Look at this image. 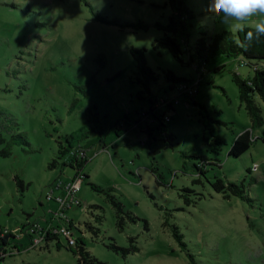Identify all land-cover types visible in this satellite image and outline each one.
I'll list each match as a JSON object with an SVG mask.
<instances>
[{"label": "rangeland", "instance_id": "1", "mask_svg": "<svg viewBox=\"0 0 264 264\" xmlns=\"http://www.w3.org/2000/svg\"><path fill=\"white\" fill-rule=\"evenodd\" d=\"M186 4L193 16L187 40L179 38L181 63L153 47L163 34L157 24L170 14L167 0H0V151L10 143V153L0 155V228L12 236L0 264H79V241L103 264H264V142L227 155L235 136L250 128L232 74L251 77L253 68L240 56L199 62L191 48L200 33L237 28L212 19L207 0ZM131 47L145 49L156 76L148 91L137 80ZM221 62L223 70L214 72ZM168 72L197 83L192 97L178 93ZM163 99L173 106L163 108L172 146L149 111L150 100ZM83 131L89 133L73 146L87 151L88 177L76 192L80 205L60 213L46 196L62 195L56 186L75 176L62 151L65 136ZM200 155L219 165H200V173ZM215 176L242 183L248 198L215 192ZM106 190L133 220L124 216L118 226ZM69 220L72 246L62 234L36 244L39 235H28L33 225L44 231ZM112 244L137 251L122 255Z\"/></svg>", "mask_w": 264, "mask_h": 264}, {"label": "trees", "instance_id": "2", "mask_svg": "<svg viewBox=\"0 0 264 264\" xmlns=\"http://www.w3.org/2000/svg\"><path fill=\"white\" fill-rule=\"evenodd\" d=\"M86 3V0H84ZM166 5V4H165ZM167 5L170 8V14L167 16L166 22L164 24H157V27L163 31L162 36L157 38L153 44V47L158 48H167L172 56L182 63V53L183 51L180 48V39L182 41L187 40V28L186 20L193 16L192 11L188 8L186 0H167ZM95 17L104 21H108L106 18L99 16L97 13H94ZM135 27L146 29L147 25L142 22H138ZM254 27L246 26L245 31L236 30L233 33L230 30H222L212 35H206L200 33V36L196 38L192 45L193 55L199 62L206 63L209 61H214L217 58H230V57H242L240 59L241 63L253 68V75L247 78H241L237 73L232 74V81L237 87L238 97L241 104H243L249 119H250V128L243 130L235 136L231 145L228 149L227 155L232 157H239L245 153L252 142L257 139H260L264 142V36L259 40H253L250 44L246 45L244 43L246 32L252 31ZM180 38V39H179ZM130 53L135 61V67L139 77L137 78L138 82L143 86L144 90L148 91L149 83L156 79L154 72L147 65L145 60V49L131 47ZM190 59H192V54H190ZM198 67V66H197ZM224 68V64L221 62L214 67V72H221ZM167 80H171L174 84V87L179 94L192 97V94L187 92L180 91L178 87L182 84L192 85V81L186 80L184 78H179L172 75L170 72L166 73ZM259 99V101L257 100ZM149 111L153 117L158 121L159 125L164 127V141L167 146H172L175 141V136L173 133L165 128V123L167 122L164 119V107L173 109L172 101L163 99L160 101L150 100ZM194 103V102H193ZM159 108V113L156 109ZM170 118V117H169ZM169 121V120H168ZM260 128L261 135L253 137L252 133L254 129ZM89 131H83L78 136H65V141L67 147L63 148V153L67 152V160L63 162V165H68L75 170V175H81V179H85L88 176L83 174L82 167L87 162V151L82 149L81 146L74 148L73 140H77L80 137H85ZM18 136V135H16ZM20 136V135H19ZM14 137V136H13ZM12 139V138H11ZM13 141V140H12ZM21 141L23 144H28L27 140L21 136ZM10 143H7L5 147L0 151L1 156H7L10 153ZM200 162L196 164V169L200 173H204L200 168V165H205L209 163L217 164L212 158L205 155H200L198 157ZM217 160V159H216ZM57 163L56 159H52L49 163V167H54ZM207 170V169H205ZM249 171V170H248ZM156 182L162 184L160 174L155 173L153 170ZM81 180V181H82ZM18 185L21 186L22 181H17ZM210 185L217 193H222L224 197H229L231 195L239 197L241 199L248 198L245 189L242 183L235 182H225L220 177L215 176L213 181L209 180ZM96 191H102L101 188L91 184ZM109 201L115 209L117 224L119 227H122L124 222V216L129 219H134L128 214L123 208L122 203L110 194L108 190L105 191ZM69 227L72 226L71 221H68ZM43 228H41L42 231ZM3 231L0 228V232ZM37 231V228L34 229V232ZM34 232H28V235L32 238L31 234ZM56 234L47 231L43 240H48L54 238ZM173 235L178 240L180 244H183L182 235L178 229L173 227ZM12 237L7 230L0 235V259L5 254H7L6 246L8 244V238ZM76 244V242H75ZM115 250H120L122 255L129 253L130 251H137V247L132 245L130 248L119 247L115 244L111 245ZM8 252H10L8 250ZM75 255L78 257L79 264H103L96 257H94L90 252L85 248V245L82 241H79L73 250Z\"/></svg>", "mask_w": 264, "mask_h": 264}, {"label": "clouds", "instance_id": "3", "mask_svg": "<svg viewBox=\"0 0 264 264\" xmlns=\"http://www.w3.org/2000/svg\"><path fill=\"white\" fill-rule=\"evenodd\" d=\"M205 11L212 19L240 31L258 17L253 30L246 32V45L264 36V0H207Z\"/></svg>", "mask_w": 264, "mask_h": 264}, {"label": "built area", "instance_id": "4", "mask_svg": "<svg viewBox=\"0 0 264 264\" xmlns=\"http://www.w3.org/2000/svg\"><path fill=\"white\" fill-rule=\"evenodd\" d=\"M196 84L197 83H195V84L192 83V85L182 84L178 88L180 91H184V92H187L188 94H192L194 92V86ZM164 119L166 121H168L169 116L164 115ZM81 180H82L81 175L79 174V175H75L73 177V179H71L67 183H62V184L57 185L56 187L61 189L63 194L56 196V197L52 196L53 190H50V194L47 195L46 197H47V199H53L56 203H58V212L62 213L64 209H66L72 205H77V206L80 205V201L76 197V192L80 188V185L82 182ZM35 228H37V226L33 225L30 228V232H34ZM47 231L54 233V234H62L66 238L69 246H72L75 244V240L72 238L71 229L67 225H62L59 228H55V229L51 228V226H47V228L44 229V231H43V229L41 231V228H37L36 233L39 236L33 237L32 242L36 244V243L43 241V237L45 236V233ZM4 232H5V230L1 231L0 235L2 236Z\"/></svg>", "mask_w": 264, "mask_h": 264}]
</instances>
